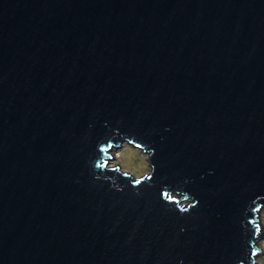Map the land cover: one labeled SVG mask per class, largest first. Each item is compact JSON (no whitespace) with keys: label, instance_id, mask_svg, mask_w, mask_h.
<instances>
[{"label":"water","instance_id":"1","mask_svg":"<svg viewBox=\"0 0 264 264\" xmlns=\"http://www.w3.org/2000/svg\"><path fill=\"white\" fill-rule=\"evenodd\" d=\"M263 208L264 0H0V264H253Z\"/></svg>","mask_w":264,"mask_h":264},{"label":"rangeland","instance_id":"2","mask_svg":"<svg viewBox=\"0 0 264 264\" xmlns=\"http://www.w3.org/2000/svg\"><path fill=\"white\" fill-rule=\"evenodd\" d=\"M110 153L113 156L111 164H115L114 167H120L122 172H127L135 178L150 175L152 172L151 155L143 148L124 142L120 147H114ZM258 222L261 232L264 229V208L260 212ZM257 245L258 250L253 264H264V236Z\"/></svg>","mask_w":264,"mask_h":264},{"label":"bare ground","instance_id":"3","mask_svg":"<svg viewBox=\"0 0 264 264\" xmlns=\"http://www.w3.org/2000/svg\"><path fill=\"white\" fill-rule=\"evenodd\" d=\"M116 158H117V157H116ZM110 166L114 167V166H115V164H111Z\"/></svg>","mask_w":264,"mask_h":264},{"label":"snow or ice","instance_id":"4","mask_svg":"<svg viewBox=\"0 0 264 264\" xmlns=\"http://www.w3.org/2000/svg\"><path fill=\"white\" fill-rule=\"evenodd\" d=\"M137 183H139V181H137Z\"/></svg>","mask_w":264,"mask_h":264},{"label":"clouds","instance_id":"5","mask_svg":"<svg viewBox=\"0 0 264 264\" xmlns=\"http://www.w3.org/2000/svg\"><path fill=\"white\" fill-rule=\"evenodd\" d=\"M198 202V201H197Z\"/></svg>","mask_w":264,"mask_h":264}]
</instances>
